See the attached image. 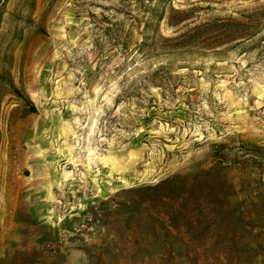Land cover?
I'll return each mask as SVG.
<instances>
[{
    "label": "rangeland",
    "instance_id": "rangeland-1",
    "mask_svg": "<svg viewBox=\"0 0 264 264\" xmlns=\"http://www.w3.org/2000/svg\"><path fill=\"white\" fill-rule=\"evenodd\" d=\"M0 264H264V0H0Z\"/></svg>",
    "mask_w": 264,
    "mask_h": 264
}]
</instances>
